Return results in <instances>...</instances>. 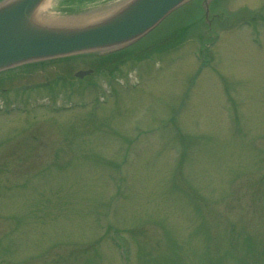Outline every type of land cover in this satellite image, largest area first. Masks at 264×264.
<instances>
[{
	"label": "rangeland",
	"instance_id": "1",
	"mask_svg": "<svg viewBox=\"0 0 264 264\" xmlns=\"http://www.w3.org/2000/svg\"><path fill=\"white\" fill-rule=\"evenodd\" d=\"M213 10L220 38L201 60L192 1L141 42L175 26L174 44L189 39L152 56L138 89L114 84L96 120L88 108L0 116V264H118L114 233L131 264H264V23L245 24L264 0H215ZM133 65L114 74L128 78ZM161 69L173 80L159 82ZM81 87L41 93L88 97ZM103 203L107 235L96 226Z\"/></svg>",
	"mask_w": 264,
	"mask_h": 264
},
{
	"label": "water",
	"instance_id": "2",
	"mask_svg": "<svg viewBox=\"0 0 264 264\" xmlns=\"http://www.w3.org/2000/svg\"><path fill=\"white\" fill-rule=\"evenodd\" d=\"M41 0H14L0 8V69L22 61L64 56L136 38L185 0H135L110 22L91 27L45 28L34 23Z\"/></svg>",
	"mask_w": 264,
	"mask_h": 264
}]
</instances>
